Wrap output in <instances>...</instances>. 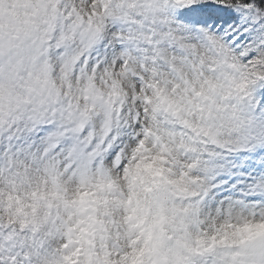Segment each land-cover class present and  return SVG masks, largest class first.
Segmentation results:
<instances>
[{"label": "snow or ice", "instance_id": "snow-or-ice-1", "mask_svg": "<svg viewBox=\"0 0 264 264\" xmlns=\"http://www.w3.org/2000/svg\"><path fill=\"white\" fill-rule=\"evenodd\" d=\"M0 264H264V0H0Z\"/></svg>", "mask_w": 264, "mask_h": 264}]
</instances>
